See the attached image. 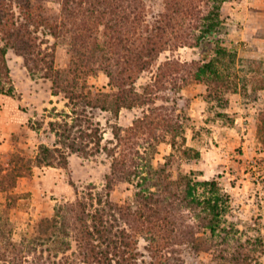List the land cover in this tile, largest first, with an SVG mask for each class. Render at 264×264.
I'll return each instance as SVG.
<instances>
[{
  "label": "rangeland",
  "instance_id": "374dc122",
  "mask_svg": "<svg viewBox=\"0 0 264 264\" xmlns=\"http://www.w3.org/2000/svg\"><path fill=\"white\" fill-rule=\"evenodd\" d=\"M61 2L39 0L38 16L58 17ZM132 5L136 11H128L129 2L113 11L120 16L114 28L122 30L126 15L135 23L121 32L132 28L133 40L142 37L140 68L124 74V86L105 71L86 75V93L92 92L97 109L83 110L65 94L54 95L45 77L52 62L57 71L69 68L66 37L54 39L44 23L38 30L30 25L37 38L36 65L7 49L9 77L2 72L0 83L15 95L0 93V264H86L76 239L82 224L90 229L98 218L117 235L120 247L108 249L103 239L96 243L98 251H111L109 264H264V206L254 201L253 210L246 166V158L264 150V0H136ZM12 6L17 26L24 25L23 5ZM107 8L103 3L96 9L95 20L100 15L103 22L89 25L100 34L112 24ZM1 39L0 34L5 47ZM122 39L119 47L125 45ZM219 49L226 54L218 55ZM115 60L109 56L108 67ZM209 62L218 76L197 82V69ZM120 97L129 108L118 110ZM67 123L75 126L70 139L57 137L51 124L61 134ZM71 142L79 153L62 146ZM193 142L239 157L230 176L224 172L209 180L218 182L220 195L229 196L221 224L226 231L215 236L185 199L186 179L205 181ZM41 146L59 150L52 166L37 165ZM242 173L250 181L228 194L225 189L238 187ZM211 196L208 188H197L195 198ZM144 205L152 210L142 216ZM60 208L72 227L60 239L65 244L33 243L36 225Z\"/></svg>",
  "mask_w": 264,
  "mask_h": 264
},
{
  "label": "trees",
  "instance_id": "16d2710c",
  "mask_svg": "<svg viewBox=\"0 0 264 264\" xmlns=\"http://www.w3.org/2000/svg\"><path fill=\"white\" fill-rule=\"evenodd\" d=\"M21 1H24V3ZM134 1L62 0L60 4L61 14H59L58 17L56 16L53 18H40L38 16V11H40L39 0H0V34L2 36L1 41L6 43L5 47L0 46V77L2 75V72L6 73V76L9 77L7 66L5 64V56L7 54L8 48L13 49L16 53L24 57L26 65H28L30 62L35 63V65L39 64V61L37 60V57L39 59V55L36 51L37 38L34 37L35 32L29 30V26H35V29L38 30V28H40L44 23V25L47 26L49 30L50 36L57 40L66 37V39H68H65L66 43L68 41L67 44L69 45L67 51L70 54V64L67 70H55L52 64L53 62L50 63L47 68H45V77L52 81L54 95H58L60 93L65 94V97L70 102H75L74 104L80 102V106L83 110H86L87 108H90L91 110L99 108L96 103H93V101L95 100L91 96L92 92H90L89 90L86 93L87 86L85 84L84 77L91 73L105 71V73L111 80L114 79L113 77H115L117 81L122 80L121 84L122 86H124L126 76H129L130 74H137V69L140 68L141 65V57L144 50L142 49L144 47H141L142 43L140 41L142 37L138 38L137 40H133V32L130 31L133 29L130 28V30H127V27L130 24L135 23L133 21L129 22L130 17L129 15H126L121 17L122 30H116L114 28V24L117 20V14H113V11L115 12L119 8H122L124 2L130 3V6H127L129 12L136 11L135 8H132V4ZM15 3L20 4V7L23 5L25 9L24 10L22 8L25 13V17L27 18V22H25L24 25L17 26L18 23L15 21V14L12 10V5ZM103 3H107V9L111 10V13L109 14L111 16L109 23L112 24H105L104 26V24L100 23L104 26V31L102 32V34H100L95 29L92 30L89 25L93 21V23L95 24L99 23V20L102 21V19H104V16L101 17L99 15V17L96 18L98 20H95L96 9ZM130 8L132 10H130ZM117 17L120 18V16ZM69 26H72V29L70 28L68 30L67 27ZM124 28L127 29H125L124 32H121ZM209 28L208 32L210 33V30H212V26ZM121 38H123L122 44L125 43V45L119 47ZM151 50L153 51V48ZM217 54L225 55L226 51L223 49H219L217 51ZM109 56H113L116 59L113 68L109 66L110 69L108 67ZM141 68L142 70H145V68ZM124 74L126 76H124ZM211 74H213V76H218L216 70H214L213 62L201 64V66L196 71L195 80L197 82H203L206 80V77L208 79ZM128 79L131 80V76ZM82 81H84V84L80 86V83ZM0 93H3L6 96L10 97H14L15 95L14 89L12 87L5 91L1 83ZM117 102L120 103L117 104L118 110L122 107L129 108V106L125 104V97H120ZM101 109L105 111L108 110V108H106L107 110L105 108ZM75 121H78V119ZM51 126L54 132H56L57 137L61 138L64 137V134H67V140L70 139L71 129L75 128L74 124L69 125L67 123L64 125L65 128L60 134V132L54 128L53 124H51ZM59 144H61L60 141ZM62 146L67 150H70L72 153L80 152V149L77 148L75 142H71L68 145L62 143ZM56 152H59L57 148L52 150L47 146H41L39 155L36 158L37 165L52 166L53 161L55 160V157L53 155ZM63 157L64 156H62L61 159H63ZM197 157H200L199 153H197ZM186 180L188 181L186 183L187 188L185 191V199L189 198V204L193 205V208L196 207L194 209L200 210L201 214L198 215V218L201 220L204 229L208 230L211 236L217 235V233L221 230L225 232L226 230L221 228V224L222 216L225 213L227 204L229 202V196L219 194L218 182L216 180L200 181L194 184L192 180ZM198 187L208 188L212 196L204 200L195 198ZM148 201L150 202L151 199L145 198V202L148 203ZM148 207L149 206L144 205V213L142 214V216L145 215V211L147 209L149 211L152 210ZM64 210L66 209L60 208L57 211L55 217L50 219H43L36 225L34 230L35 233L32 236L33 243H46L49 241L53 243H60L62 245L65 244V241H61L60 239L66 237L68 235L69 229L72 227L70 219L65 214ZM72 210L73 209H70V207H68L66 213L71 214ZM153 212V214L155 215L158 214L157 210H153ZM78 221L80 222V219H78ZM83 222L84 221H82V223ZM103 224L104 220L102 218H98V221H95L90 229H85V224L81 225L79 236L76 241L81 253L85 258L86 264H104V261H107L109 264V262H112V259L108 256L111 255L110 250L108 252L98 251L99 247L96 243L101 242L102 239L105 243H109V245L107 246L108 249H110V246L112 245L114 250L120 249L118 240L114 239L117 238V235H113V233L108 230L106 225ZM100 226L103 227V229H100ZM76 227V225L73 226V228ZM157 233L158 231H156L155 234ZM119 239L122 238L119 237ZM119 244L123 248L128 247L123 242H119ZM126 253V250L122 249V254L125 255ZM26 264L36 263H29L28 261H26Z\"/></svg>",
  "mask_w": 264,
  "mask_h": 264
},
{
  "label": "crops",
  "instance_id": "0c3cea01",
  "mask_svg": "<svg viewBox=\"0 0 264 264\" xmlns=\"http://www.w3.org/2000/svg\"><path fill=\"white\" fill-rule=\"evenodd\" d=\"M261 92H264L261 91ZM196 104L198 103V99L195 100ZM198 105V104H197ZM202 117L204 115L201 114ZM201 117V118H202ZM193 147H196L200 151V159L199 163L197 165L198 169L201 171V177L205 181H209L210 179L214 178L216 175L220 173L226 172V176H230V173L232 171H235L239 168V162H237V159L239 160L238 156H233L229 153V151L225 150L224 148L221 150V152H217L214 150L213 147L206 145L205 147H200L199 143L193 142ZM244 146H246V143H244ZM239 173V172H238ZM237 173V175H239ZM242 173L238 180V187L230 186L226 188L225 190L227 191L228 194L230 195H235L236 191L235 190H240V183H245V179H248L247 176L243 175ZM237 175H232L233 178H237ZM248 182L250 181L249 179L247 180ZM242 190H246L245 186L243 187ZM254 190V189H253ZM243 198H246V194L242 192ZM254 193H253V210L255 209L254 206V201L258 203L257 200L254 199ZM259 204V203H258Z\"/></svg>",
  "mask_w": 264,
  "mask_h": 264
},
{
  "label": "built area",
  "instance_id": "2783aa9c",
  "mask_svg": "<svg viewBox=\"0 0 264 264\" xmlns=\"http://www.w3.org/2000/svg\"><path fill=\"white\" fill-rule=\"evenodd\" d=\"M246 166L252 181L254 197L264 206V150L258 157L246 158Z\"/></svg>",
  "mask_w": 264,
  "mask_h": 264
}]
</instances>
